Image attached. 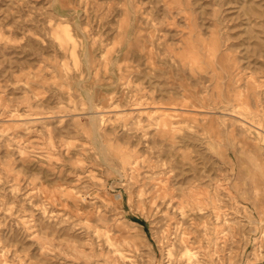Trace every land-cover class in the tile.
I'll use <instances>...</instances> for the list:
<instances>
[{
  "label": "rangeland",
  "instance_id": "1",
  "mask_svg": "<svg viewBox=\"0 0 264 264\" xmlns=\"http://www.w3.org/2000/svg\"><path fill=\"white\" fill-rule=\"evenodd\" d=\"M187 248L264 264V0H0V264Z\"/></svg>",
  "mask_w": 264,
  "mask_h": 264
},
{
  "label": "bare ground",
  "instance_id": "2",
  "mask_svg": "<svg viewBox=\"0 0 264 264\" xmlns=\"http://www.w3.org/2000/svg\"><path fill=\"white\" fill-rule=\"evenodd\" d=\"M88 56V55H87ZM89 58V57H88ZM88 60V59H87ZM85 61V60H84ZM159 195L158 197L160 198L161 200V205L162 206H165L167 208H173L174 207V201H176V198H178L176 196L175 193L173 192H168L167 189H163V188H160L159 189ZM155 198V197H153ZM263 236V235H262ZM208 242V241H207ZM175 243V242H174ZM170 251V250H168ZM198 252V251H197ZM176 253V252H175ZM180 253V251H179ZM178 254V253H177ZM179 255V254H178ZM185 258H186V261H184L185 263L184 264H198V260H197V254L191 249H188L186 250V252L184 253L183 255ZM182 256V258H183ZM200 258V257H199ZM169 259V257H168ZM181 259V258H180ZM176 261V260H175ZM169 262V261H168Z\"/></svg>",
  "mask_w": 264,
  "mask_h": 264
}]
</instances>
